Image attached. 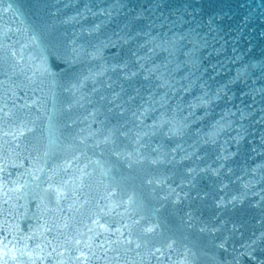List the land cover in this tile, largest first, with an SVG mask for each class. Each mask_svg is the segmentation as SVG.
I'll list each match as a JSON object with an SVG mask.
<instances>
[{
    "label": "water",
    "instance_id": "1",
    "mask_svg": "<svg viewBox=\"0 0 264 264\" xmlns=\"http://www.w3.org/2000/svg\"><path fill=\"white\" fill-rule=\"evenodd\" d=\"M0 264H264V0H0Z\"/></svg>",
    "mask_w": 264,
    "mask_h": 264
}]
</instances>
